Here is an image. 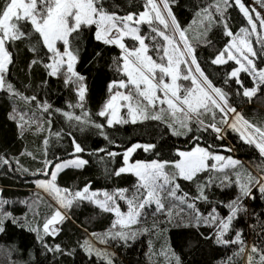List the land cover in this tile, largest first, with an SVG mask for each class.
Here are the masks:
<instances>
[{"label":"snow or ice","instance_id":"obj_1","mask_svg":"<svg viewBox=\"0 0 264 264\" xmlns=\"http://www.w3.org/2000/svg\"><path fill=\"white\" fill-rule=\"evenodd\" d=\"M171 3L172 0H143L142 10L121 14L120 5L108 0H3L0 5V92L6 93L10 99L18 97L29 104L35 102L43 113L51 115L52 105L47 102L41 104L35 95H22L8 79L15 63L10 46L17 41L29 40V50L37 56L30 61L29 68L42 64L48 77L62 76L66 87L75 86L77 102L68 107L81 109V114L60 109L55 111L70 122L101 130V135L108 140L103 132L105 124L95 123L84 110L86 78L76 70L82 34L94 27L95 41L119 50V55L113 58V67L120 78L109 82L108 98L97 113L104 118L106 126L159 121L166 125L173 136L193 133L191 138L195 144L190 150H177L178 159L174 161L131 160L138 149L150 152L156 147L154 144H132L123 153L98 148L89 155L105 153L112 159L122 156V165L109 175L121 177L130 174L136 178L135 184L131 190L115 188L112 191H99L92 190L89 183L73 191L61 188L56 183L64 169H82L89 163L78 155L84 153L85 149L73 138V159L55 164L46 159L44 168L37 170L40 175L50 178L35 181L36 186L57 205L42 226L34 227L26 216L19 218L6 210L12 201L3 198L4 190L0 188V234L6 231V225L10 223L35 233L37 242L46 252L71 256L75 250L67 252L60 244L50 245L46 238L58 236L62 225L70 218L67 212L73 206L79 207L87 202L114 217L106 231L93 232L90 234L92 239L86 238L79 244L89 258L95 256L103 264H115V253L96 247L92 240L100 245H108L112 241L127 245L142 234L160 231L155 221L152 228L140 227L148 210H151L153 217L162 216L168 223L176 222L177 218L183 223L187 215L185 227L210 229L209 235L205 236L202 232L200 235L217 245H238L235 255L247 253L246 264H264V247L256 243L249 247L243 229L235 227V222L248 213L244 202L255 199L254 192L264 199V163L257 164V174H253L244 168L240 160L214 151L216 145L200 146L202 136L195 135L196 132L210 131L216 140H224L227 131L231 130L239 134L244 144L253 146L264 160V127L245 119L230 104L229 93L213 83L197 57V46H211L208 34L214 26L222 27L223 35L230 39L210 63L220 66L234 61L238 67L226 73L223 82L225 85L230 81L235 82L238 85L236 94L250 102L264 86V68H259L256 63L264 57V15L257 7L246 5L244 0H211L198 8L189 27L183 28L172 11ZM254 5L264 8V0H254ZM232 7L239 10L247 24L236 33L231 30L227 16L228 9ZM144 25L148 31L142 34ZM190 30L195 32L191 38L188 35ZM34 35L36 43H31ZM253 38L259 49L254 47ZM126 41L133 43L129 45ZM41 49L45 50L47 62L39 58ZM242 72L252 78L253 87L244 86L240 79ZM9 119L17 123L21 135L26 127L31 128L33 124L38 131H43V125L35 113L28 116L13 109ZM48 123L51 124V120ZM83 130L84 127H81ZM44 145H48L47 139ZM220 147L224 152L233 151L226 145ZM25 154L32 155L30 152L21 153ZM14 160L15 165H19V159ZM3 167L10 172L17 170L12 160L0 155V168ZM19 170L28 172L22 166ZM180 181L194 184L195 194L184 191ZM233 186L237 192L230 200L213 201L210 198L212 189L223 191ZM121 202L126 205V211L122 210ZM22 203L31 209L28 201ZM198 203L209 206L206 212L200 210ZM257 219V235L264 243V221ZM252 227L256 231V225ZM13 251L0 247V256L8 259L10 264H16L11 260ZM159 255L164 257L166 264H182L180 256L170 246L162 248Z\"/></svg>","mask_w":264,"mask_h":264},{"label":"trees","instance_id":"obj_2","mask_svg":"<svg viewBox=\"0 0 264 264\" xmlns=\"http://www.w3.org/2000/svg\"><path fill=\"white\" fill-rule=\"evenodd\" d=\"M109 3L120 5L121 14L125 11L142 10L143 0H108ZM211 0H172L171 7L177 20L183 28H186L190 21L195 17L198 8L210 3ZM251 0H244L246 5L250 6ZM3 0H0V5ZM264 13V8H262ZM228 22L231 30L236 33L241 27H246V20L235 7L228 9ZM95 29H87L83 32L80 41V59L76 65V70L86 79L84 83L87 86L86 102L84 110L89 113V117L95 123L105 124L103 132L108 136V140L101 135V130L92 126H81L75 121L66 120L60 112L75 111L80 115L82 110L79 108H69L68 105H75L77 96L75 86H65L63 77L51 78L46 75L42 64H37L29 68L30 61L37 58L32 53L29 40L17 41L11 45L9 50L13 53L14 65L8 77L15 88L24 96L37 97V100L43 104L47 102L52 105L51 115L43 113L42 109L37 108L36 103H26L20 98L10 99L4 92H0V155L13 161L16 171H8L7 167L0 168V188L3 191V198L12 201L6 210L11 211L14 216L19 218L27 217L32 226H42L45 218L53 210L52 204L38 194L35 181L45 176L40 175L37 170L44 168V161L47 159L53 164L72 159L73 144L80 143L85 149L84 153L78 154L87 159L89 163L82 169L67 168L59 173L56 183L61 188H69L73 191L83 188L86 184H91L92 190L112 191L115 188H128L136 182V178L130 174L121 177L109 175V173L122 165V156L114 159L106 156L105 153L99 155H89L98 148H106L109 151L123 153V151L132 144H154L156 147L145 152L138 149L131 157L134 161H174L177 160V150H188L192 148L195 141L192 140L193 133L185 137H175L171 135L166 126L159 121H145L137 124L115 125L107 127L104 118L97 113L101 110L108 98V84L112 80L119 79L117 72L113 67V58L119 55V50L115 47L105 46L93 38ZM147 26H142V34L147 33ZM212 45L205 47L203 44L197 46V57L205 73L213 83L222 87L229 93L230 104L239 110V112L248 121L261 125L264 123V86L261 87L257 95L249 102L247 98L237 95L238 85L230 81L228 85L224 84L226 73L235 68L233 62L226 65H212L211 59L228 42V37L223 35V29L220 26H214L208 34ZM31 43H36L35 35ZM131 45L132 41H126ZM195 43V40H193ZM254 47L259 49V45ZM41 49L39 58L47 62ZM97 53H100L98 56ZM259 68H264V57L256 61ZM240 79L244 86L253 87V81L246 73L240 74ZM186 83V82H185ZM17 112L26 113L40 120L43 125V131H38L36 125L23 131L17 127V123L9 119V115ZM51 120V124L48 121ZM81 127L84 130L81 131ZM59 133V135H57ZM195 135L202 136L200 146L216 145V152H224L221 145L230 146L237 159L246 164L255 165L262 160L258 151L253 147L244 144L237 136L227 133L224 140H216L214 134L209 132H196ZM48 140V145H44V140ZM111 141V143L109 142ZM32 153L31 156L21 153ZM35 157V158H33ZM14 158L19 159V165H15ZM103 158V159H102ZM264 162V160H262ZM28 169V172L19 170ZM207 175V174H204ZM184 191L195 194L194 184L180 181ZM237 189L232 188L221 191L214 188L209 195L213 201H228L236 195ZM255 199L246 200L245 206L248 213L243 214L235 222L237 229H243L244 238L250 247L256 243L264 247L261 237L257 235L259 231L258 219L264 221V199H261L258 192H254ZM37 197H40L37 200ZM28 201V205L22 203ZM35 202V203H33ZM51 205L52 207H50ZM202 212H206L209 207L206 204L197 205ZM222 212L226 211L221 209ZM34 213H37L34 215ZM70 217L63 225L60 234L54 238L48 237L47 243L50 245L60 244L67 252H73V255H60L48 253L36 240V234L30 233L26 229L6 225V231L0 234V247L13 249L11 260L16 264H103L99 258L89 256L79 247L91 233H103L106 231L114 219L111 214L103 213L95 206L84 202L79 207L73 208L67 212ZM159 224L160 231H152L138 236L135 241H129L127 245L122 242L112 241L105 245L109 253H115V264H166L163 256L159 255L164 247H169L173 252L180 256L182 264H246L247 253L235 255L238 245L222 246L215 244L212 240L204 239L200 233L209 235L210 229L201 227L199 230L192 227H185L188 217L185 215L183 223H168L164 217L157 215L153 217L151 210L140 227L152 228L153 222ZM256 225V231L253 230ZM231 258V260H229ZM0 264H10V261L0 256Z\"/></svg>","mask_w":264,"mask_h":264},{"label":"rangeland","instance_id":"obj_3","mask_svg":"<svg viewBox=\"0 0 264 264\" xmlns=\"http://www.w3.org/2000/svg\"><path fill=\"white\" fill-rule=\"evenodd\" d=\"M250 6H255V7H257V9L261 12V14L262 15H264V13H263V11H262V8H260L259 7V5H254V0H251V2H250ZM194 19V18H193ZM192 19V20H193ZM192 20L190 21V23L188 24V26L186 27V28H188L189 27V25L191 24V22H192ZM193 28H195V26H193ZM239 31V30H238ZM237 31V32H238ZM188 35H189V37L191 38V37H193L194 35H195V32L193 31V30H190L189 31V33H188ZM231 62H233L234 63V66L235 67H238V65H236L235 64V62L234 61H231ZM251 78V77H250ZM254 86V85H253ZM238 112H239V110H237ZM205 119H208V117H206ZM161 123V122H160ZM162 124H164V123H162ZM165 125V124H164ZM166 126V125H165ZM260 126H262V127H264V123H262ZM167 128V127H166ZM168 129V128H167ZM168 131H169V133L171 134V131L168 129ZM227 133H231V134H233V135H235V136H237L238 138H239V134L238 133H236V132H233V131H231V130H228L227 131ZM172 135V134H171ZM175 137H185V136H175ZM243 142V141H242ZM228 147H230L229 145H228ZM191 149V148H190ZM190 149H188V150H190ZM181 151H187V150H181ZM220 154H222V155H225V156H232L234 159H237L236 158V156L234 155V153H233V151L232 152H219ZM178 157V156H177ZM73 159V158H72ZM178 159V158H177ZM68 160H70V159H68ZM238 160H240V159H238ZM241 161V160H240ZM242 162V161H241ZM261 163H264L262 160H260V161H258V163H256L255 165H249V164H246V163H244V162H242V164H243V166H244V168L245 169H247V170H249V171H251V172H253V174H257V169H256V165L257 164H261ZM50 177H44V178H41V179H38V180H45V179H49ZM37 181V180H36ZM36 185V184H35ZM36 188H37V191H38V194L39 195H41L43 198H46L49 202H50V204H52V206L53 207H56L57 205L55 204V201L47 194V193H45L43 190H41V189H39L37 186H36ZM121 208H122V210L123 211H126L127 210V208H126V205L123 203V202H121ZM87 239H92L91 238V236H88L87 237ZM92 243L93 244H95L96 245V247H98V248H104V249H106L105 248V245H100L97 241H95L94 239L92 240ZM87 254V253H86Z\"/></svg>","mask_w":264,"mask_h":264}]
</instances>
